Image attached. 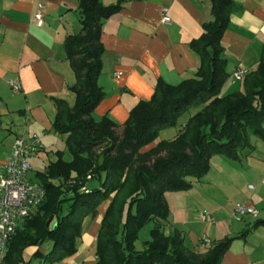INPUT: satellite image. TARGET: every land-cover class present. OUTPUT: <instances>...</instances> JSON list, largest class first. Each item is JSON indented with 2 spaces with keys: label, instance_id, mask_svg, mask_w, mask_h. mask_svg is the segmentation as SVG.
I'll use <instances>...</instances> for the list:
<instances>
[{
  "label": "trees",
  "instance_id": "16d2710c",
  "mask_svg": "<svg viewBox=\"0 0 264 264\" xmlns=\"http://www.w3.org/2000/svg\"><path fill=\"white\" fill-rule=\"evenodd\" d=\"M78 4L81 29L68 35L64 44L76 74L70 88L76 101L72 106L57 98L53 123L55 131L65 135L72 160H64L59 150L58 160L39 173L45 201L10 240L1 264H34L35 260L52 264L75 254L86 218L98 216L106 202L94 264H221L231 242L248 230L213 242L205 255L192 252L180 231L165 233L170 217L165 193L190 189L189 178L205 176L213 156L239 160L243 149L254 146V138L264 140V49L257 69L244 75L243 90L221 95L230 77L221 40L234 0H213V19L191 42L201 58L196 76L177 85L159 80L152 97L140 100L123 125L108 116L97 121L93 111L106 97L98 81L103 69V26L122 2L78 0ZM192 109L195 113L182 122L173 138L158 140L161 130L176 126ZM153 142L155 146L141 150ZM94 179L98 185L91 187ZM150 221L156 223L151 238L138 249L139 231ZM48 240L52 247L42 249Z\"/></svg>",
  "mask_w": 264,
  "mask_h": 264
},
{
  "label": "crops",
  "instance_id": "0c3cea01",
  "mask_svg": "<svg viewBox=\"0 0 264 264\" xmlns=\"http://www.w3.org/2000/svg\"><path fill=\"white\" fill-rule=\"evenodd\" d=\"M119 1L122 8L103 26V69L98 81L106 97L93 111V117L99 121L108 116L123 125L140 100L152 97L159 80L177 85L196 76L201 58L191 42L202 35L204 24L213 19V0H103L108 5ZM39 4L44 12L41 26L32 21ZM165 15L169 22L163 21ZM80 29L78 0H0V165L7 162L19 134L37 133L44 147L31 157L32 177L42 183L39 173L58 160L59 150H63L64 160H72L65 135L57 133L53 123L57 98L72 106L76 101L70 89L76 83V74L64 44L68 35ZM221 45L230 73L221 95H227L243 90V78H234V70L243 68L250 72L260 63L264 49V0H234ZM11 80L21 85L19 91L13 90ZM253 145L240 152L239 160L213 156L205 176L190 178V189L173 194L179 202L172 205L170 201L172 223L165 227L166 234L180 231L188 250L205 255L211 246L204 244L203 239L210 237L199 236L190 244L181 217L192 212L195 205L208 207L211 211H204L218 222L215 237L210 238L212 244L248 230L245 236L231 242L221 264H264V140L254 138ZM52 182L60 184L61 180ZM237 202L258 209V217L248 215L236 220L233 214ZM106 207L101 209V205L98 216L86 218L84 251L70 264L92 261L87 249L96 250V236ZM204 211L199 216L202 223ZM257 222L261 223L255 225Z\"/></svg>",
  "mask_w": 264,
  "mask_h": 264
},
{
  "label": "built area",
  "instance_id": "2783aa9c",
  "mask_svg": "<svg viewBox=\"0 0 264 264\" xmlns=\"http://www.w3.org/2000/svg\"><path fill=\"white\" fill-rule=\"evenodd\" d=\"M164 11H167V8ZM32 21L38 26L43 25L42 4H39ZM163 21L169 22V16L165 15ZM246 73L245 69L239 68L234 70L232 76L242 79ZM10 84L14 91L21 89V85L13 80L10 81ZM43 147L44 144L39 134L23 132L16 137L7 162L0 165V264L4 259L10 240L45 201L46 188L42 182L33 179L34 167L31 161V157L41 151ZM86 188L87 186L83 189ZM233 215L236 220L240 221L248 215L258 217L259 210L247 203L237 202ZM201 218L204 222H216V218L209 211H204ZM203 242L206 245L212 244L210 238H204ZM72 264L86 263L77 261Z\"/></svg>",
  "mask_w": 264,
  "mask_h": 264
},
{
  "label": "rangeland",
  "instance_id": "374dc122",
  "mask_svg": "<svg viewBox=\"0 0 264 264\" xmlns=\"http://www.w3.org/2000/svg\"><path fill=\"white\" fill-rule=\"evenodd\" d=\"M193 113H195V109H192V110L186 112L185 114H183L180 117L179 122H178V124L176 126H173L171 128H168V129L161 130L158 140L173 138L174 135L181 128L182 122L185 119H188V117L191 116ZM116 131H117V133L119 135L122 134V128L116 129ZM155 145H156V142H153V143H151L149 145L144 146L141 150L142 151H146V150L150 149L151 147H153ZM62 146H65V145L62 144ZM56 148H57V146L54 149H56ZM69 154H71V152ZM90 182H91V184H90L91 187H94V186L98 185V180L97 179L91 180ZM176 192H178V191L168 190L165 193L167 202L169 204V207H170V201H171L172 205H174V202H177V203L179 202L178 199H176L175 197H172L173 194H176ZM105 205H107V204L106 203L102 204V208L101 209H103L105 207ZM204 209L211 211V209L208 208V207H204L203 208V206L199 207V206L195 205V206H193V211L192 212L188 211L186 213V215H183V217H181V219H184L183 220V224H185V227H186L185 228V233L188 235V242L190 244H194L195 243L194 241L196 240L195 238H197V237L199 238V236H209L212 239H213V237H215L213 235V233L215 231V228L218 226L217 225L218 222H214V223H211L210 225H208V224H206L204 222L202 223V221L201 222L199 221V216L201 215V212L204 211ZM170 218H171V215L169 217V221H165V223L167 225H171V223H172L171 222L172 219H170ZM190 220L192 221L191 224H189V222H188ZM155 225H156V223L154 221H150V222L145 224L140 229L139 237H138V239L136 241V247L138 249H142L144 247V242L151 238V236H150L151 235V230L155 227ZM87 230H88L87 224L84 222V226L82 228V235L78 239V249H77V252L75 254L67 256V257L63 258L62 260L57 261V262L52 263V264H70L72 261H74L75 258L79 257L80 254L84 251L82 249L84 247L83 238H84V235L86 234ZM191 238H193V240ZM52 244H53V242L48 240L46 243H44V245L42 246V249H50L52 247ZM208 246H210V245H208ZM87 253L89 255L93 256L92 261L91 262H87V264H94L96 262V258H95L96 257V250L94 252V250H92V248L88 247ZM28 255L29 254L27 253V256ZM34 264H39L38 260H35ZM43 264H51V263H43Z\"/></svg>",
  "mask_w": 264,
  "mask_h": 264
},
{
  "label": "water",
  "instance_id": "95a60500",
  "mask_svg": "<svg viewBox=\"0 0 264 264\" xmlns=\"http://www.w3.org/2000/svg\"><path fill=\"white\" fill-rule=\"evenodd\" d=\"M51 221H52V218L48 221V225L51 223Z\"/></svg>",
  "mask_w": 264,
  "mask_h": 264
}]
</instances>
